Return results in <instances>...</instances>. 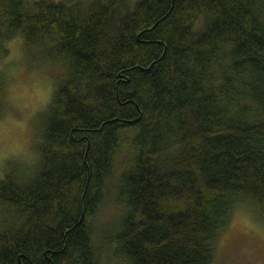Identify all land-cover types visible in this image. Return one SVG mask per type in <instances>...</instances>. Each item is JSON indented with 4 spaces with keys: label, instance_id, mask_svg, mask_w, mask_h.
Listing matches in <instances>:
<instances>
[{
    "label": "trees",
    "instance_id": "16d2710c",
    "mask_svg": "<svg viewBox=\"0 0 264 264\" xmlns=\"http://www.w3.org/2000/svg\"><path fill=\"white\" fill-rule=\"evenodd\" d=\"M17 36L64 73L0 173V264H100L113 175L123 264H213L236 208L264 220V0H0V57Z\"/></svg>",
    "mask_w": 264,
    "mask_h": 264
},
{
    "label": "rangeland",
    "instance_id": "374dc122",
    "mask_svg": "<svg viewBox=\"0 0 264 264\" xmlns=\"http://www.w3.org/2000/svg\"><path fill=\"white\" fill-rule=\"evenodd\" d=\"M24 44L23 38L17 36L9 41L8 54L0 57L1 174L6 170H33L38 163L34 137L41 131L42 111L50 101L56 77L64 73L58 62L45 63L46 66L36 60L31 52L35 48ZM117 179V175L108 179L104 200L95 215L100 264H123L122 258L110 253L111 243L107 241L118 231L123 213L115 187ZM4 217L0 210V228ZM214 253L213 264H264V220L248 213L244 206L236 208L230 225L214 243Z\"/></svg>",
    "mask_w": 264,
    "mask_h": 264
}]
</instances>
